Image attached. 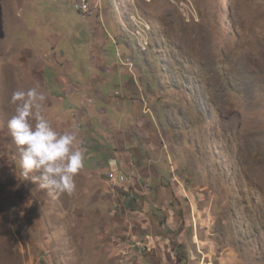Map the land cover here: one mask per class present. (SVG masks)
I'll return each instance as SVG.
<instances>
[{
    "label": "rangeland",
    "instance_id": "rangeland-1",
    "mask_svg": "<svg viewBox=\"0 0 264 264\" xmlns=\"http://www.w3.org/2000/svg\"><path fill=\"white\" fill-rule=\"evenodd\" d=\"M80 2L0 0V264H264V0ZM39 82L84 150L72 195L8 128Z\"/></svg>",
    "mask_w": 264,
    "mask_h": 264
},
{
    "label": "clouds",
    "instance_id": "clouds-1",
    "mask_svg": "<svg viewBox=\"0 0 264 264\" xmlns=\"http://www.w3.org/2000/svg\"><path fill=\"white\" fill-rule=\"evenodd\" d=\"M45 96L36 87L16 90L11 95L14 114L8 128L21 152L23 175L39 181L41 189L56 196L72 195L76 177L85 168L83 148H76V138L59 133L41 113Z\"/></svg>",
    "mask_w": 264,
    "mask_h": 264
},
{
    "label": "crops",
    "instance_id": "crops-1",
    "mask_svg": "<svg viewBox=\"0 0 264 264\" xmlns=\"http://www.w3.org/2000/svg\"><path fill=\"white\" fill-rule=\"evenodd\" d=\"M22 19V16L21 17H17V22H19L20 20ZM55 56L57 57H59L60 56V54H55ZM48 58H49V55H48ZM34 66V67H33ZM32 67H31V69L28 71L29 72V74H32L33 73V70L35 69V68H37V67H40V69H41V72H45V70H44V66H43V63H42V65H40V66H36V64H34ZM61 68H62V70L63 71H68V70H71L72 69V67L71 66H69L68 67V65H61ZM108 71V70H107ZM91 77L92 78H96V80L98 79L97 78V76L95 75V74H91ZM28 83H33L32 81H30V82H28ZM28 83H26V84H28ZM45 85V83L43 82V84H41L40 82L38 83V85L37 86H35L36 88H37V90H38V92H40L42 95H44L45 96V99H50V98H52V99H57V100H59V98H56L54 95H50V93L48 92V89L44 86ZM31 87H32V85H30ZM76 88H79V86H76ZM83 89V87L82 88H80V90H82ZM49 109H45V113L44 114H49ZM172 217V216H171ZM173 218H174V216H173ZM190 220V219H189ZM188 219H187V221H189ZM194 220H196L195 218H194ZM189 226H190V224H189ZM190 230V229H189ZM191 235H192V232H191ZM197 234L195 233V237H194V235H193V237H192V242H198V240H197V236H196ZM181 241H183V239L181 240ZM203 243V242H202ZM198 244V243H197ZM193 259V258H192Z\"/></svg>",
    "mask_w": 264,
    "mask_h": 264
},
{
    "label": "built area",
    "instance_id": "built-area-1",
    "mask_svg": "<svg viewBox=\"0 0 264 264\" xmlns=\"http://www.w3.org/2000/svg\"><path fill=\"white\" fill-rule=\"evenodd\" d=\"M76 9H78L79 11H82L83 13H90V8L88 5L87 0H81L80 4H78L76 6ZM133 180V178H130V176L126 173H121V175L116 176V178L114 179L115 183H118V181L124 183V182H128L131 183ZM125 191H129L128 188H124Z\"/></svg>",
    "mask_w": 264,
    "mask_h": 264
}]
</instances>
